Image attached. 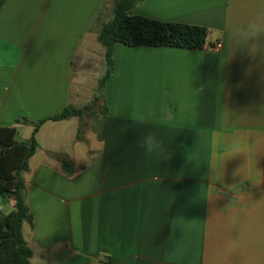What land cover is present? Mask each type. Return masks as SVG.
Segmentation results:
<instances>
[{
    "label": "crops",
    "instance_id": "obj_1",
    "mask_svg": "<svg viewBox=\"0 0 264 264\" xmlns=\"http://www.w3.org/2000/svg\"><path fill=\"white\" fill-rule=\"evenodd\" d=\"M115 2L0 9V126L25 141L28 121L89 106L36 134L25 174L31 264H264V57L239 35L264 21V0H144L134 14L207 27L223 47L117 43L90 106L106 71L97 37ZM149 133L160 151L137 146Z\"/></svg>",
    "mask_w": 264,
    "mask_h": 264
},
{
    "label": "trees",
    "instance_id": "obj_2",
    "mask_svg": "<svg viewBox=\"0 0 264 264\" xmlns=\"http://www.w3.org/2000/svg\"><path fill=\"white\" fill-rule=\"evenodd\" d=\"M7 0H0V9ZM144 0H116L111 17L105 21L98 34V42L105 50L106 71L100 79L90 106L102 95L107 80L115 69L114 48L117 43L129 46H169L202 49L208 43L207 27L180 22L162 21L134 11ZM89 106H66L61 112L37 122L30 139H16L15 126H0V199H8L0 208V264H31L32 251L23 233L25 223L32 224L33 213L27 203L25 174L31 157L38 149L36 134L48 120H65L83 115ZM24 119L18 118L16 123ZM10 206L6 212V207Z\"/></svg>",
    "mask_w": 264,
    "mask_h": 264
},
{
    "label": "clouds",
    "instance_id": "obj_3",
    "mask_svg": "<svg viewBox=\"0 0 264 264\" xmlns=\"http://www.w3.org/2000/svg\"><path fill=\"white\" fill-rule=\"evenodd\" d=\"M239 35L243 38V44L248 45L249 54L255 58L257 55L264 57V44L260 39L264 37V21L250 20L241 30ZM254 41V42H252ZM132 120L134 123H144L143 119H135V109L133 110ZM137 146L145 153L151 154L161 150V142L154 134H146L139 138Z\"/></svg>",
    "mask_w": 264,
    "mask_h": 264
},
{
    "label": "built area",
    "instance_id": "obj_4",
    "mask_svg": "<svg viewBox=\"0 0 264 264\" xmlns=\"http://www.w3.org/2000/svg\"><path fill=\"white\" fill-rule=\"evenodd\" d=\"M222 47H223V44L220 42L216 44L208 45V48L212 50H220Z\"/></svg>",
    "mask_w": 264,
    "mask_h": 264
},
{
    "label": "rangeland",
    "instance_id": "obj_5",
    "mask_svg": "<svg viewBox=\"0 0 264 264\" xmlns=\"http://www.w3.org/2000/svg\"><path fill=\"white\" fill-rule=\"evenodd\" d=\"M99 46H100V47H99ZM97 48H101V49H103V47H102V45H101V44L97 45Z\"/></svg>",
    "mask_w": 264,
    "mask_h": 264
},
{
    "label": "water",
    "instance_id": "obj_6",
    "mask_svg": "<svg viewBox=\"0 0 264 264\" xmlns=\"http://www.w3.org/2000/svg\"><path fill=\"white\" fill-rule=\"evenodd\" d=\"M9 208H10V206H7L5 211L7 212L9 210Z\"/></svg>",
    "mask_w": 264,
    "mask_h": 264
}]
</instances>
